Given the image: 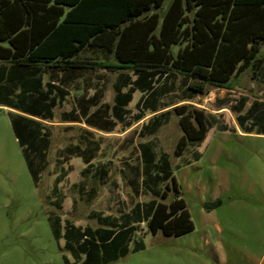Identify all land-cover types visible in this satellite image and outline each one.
<instances>
[{"label": "rangeland", "instance_id": "rangeland-1", "mask_svg": "<svg viewBox=\"0 0 264 264\" xmlns=\"http://www.w3.org/2000/svg\"><path fill=\"white\" fill-rule=\"evenodd\" d=\"M259 47L264 53V42ZM92 54L87 51L81 56L103 57ZM49 71L51 77H58L55 70ZM50 76L46 74L45 79H52ZM115 77L116 72L105 69L73 73L61 85L63 101L47 109L40 103L31 104L33 98L43 100L40 89L28 87L24 92L9 79L8 71L3 72L0 264H78L61 236L65 221L81 230L109 228L120 224L121 214H131L135 205L158 199L142 183L138 145L147 141L158 155L168 156L192 229L168 236L161 229L152 234L142 224L126 242V253L118 251L116 260L103 263L99 259L97 263L264 264L261 78L245 70L231 81L229 89L212 88L191 97L182 79L171 80V91L160 100V107H167L160 111L190 104L215 119L195 147L176 155L182 135L178 117L168 116L152 135L140 134L141 125L152 114L145 111L136 121L140 113L135 104L141 95L136 91L118 120L112 111ZM39 107L41 115H37ZM243 115L245 122L240 125L237 117ZM29 120L42 123L38 131L20 128L21 122L34 124ZM39 151L47 155L37 169ZM194 152L198 153L196 159ZM164 187L161 183L160 188ZM172 199L169 192L166 202ZM217 199L220 204L210 206ZM98 214L109 217L107 226L98 222ZM56 217L61 225L57 240L51 230ZM136 246L140 248L133 251Z\"/></svg>", "mask_w": 264, "mask_h": 264}, {"label": "trees", "instance_id": "trees-1", "mask_svg": "<svg viewBox=\"0 0 264 264\" xmlns=\"http://www.w3.org/2000/svg\"><path fill=\"white\" fill-rule=\"evenodd\" d=\"M165 1L0 0V60L16 67L40 63L66 74L96 69L116 72L112 85L116 118H123L124 107L139 91L136 121L145 111L152 114L141 125L140 134L152 135L174 114L182 131L175 146V154L180 155L204 138L215 119L189 104L160 111L167 107H160L161 98L171 91V80L177 78L184 81L190 96L208 93L212 88L229 89L230 80L246 68L264 77V54L258 53L259 44L264 42V0ZM87 51L104 58L82 57ZM30 83L29 88L40 89V79H30ZM46 87L50 93L56 91L50 84ZM42 98H33L31 104L40 103L47 109L55 106L56 97L45 92ZM41 107L37 115H41ZM245 118L238 116V124L243 125ZM32 122L31 126L21 122L20 128L38 131L42 123ZM138 150L142 183L158 199L135 205L131 214H121L120 224L109 228L81 230L65 221L61 235L59 218L51 222L53 236L56 240L63 237L78 264L116 260L118 251L127 252L126 242L142 224L152 234L161 229L168 236L192 229L183 200L178 197L179 186L168 156L162 152L158 155L148 141L140 143ZM37 154L38 169L47 153ZM193 157L198 158V153ZM169 192L173 199L166 202ZM219 204L217 199L210 206ZM108 218L98 214L101 225L107 226Z\"/></svg>", "mask_w": 264, "mask_h": 264}, {"label": "crops", "instance_id": "crops-1", "mask_svg": "<svg viewBox=\"0 0 264 264\" xmlns=\"http://www.w3.org/2000/svg\"><path fill=\"white\" fill-rule=\"evenodd\" d=\"M165 2H166L165 4H167V2H169V0H166ZM258 53L259 54H264V53L261 52L260 48H259V52ZM0 67H1L0 68V77H2L4 71H8L9 79H14L17 83H19L20 87L22 89L24 88V92H27L29 85L32 84V83H30V79H32V80L33 79L34 80L40 79V83H41L40 84V90H41V93L45 94V92H46L47 96L56 97V105H58L61 101H63V99L65 97V93L61 89V85H63L65 83V81L69 80L68 77L70 75H73V74H65V75H63V72L57 70L56 73L59 74L58 77H56V78L55 77H51L50 73H49L50 72L49 70L51 68L49 66H47V65H43V64H40V63L39 64L36 63V64H34L32 66H29V67H16V66H11L10 63L5 62L4 60H0ZM245 70H249V68H246ZM243 72H241V73H243ZM31 73H32V75L30 76ZM251 73H252V71H251ZM255 73L253 72L252 76L260 77L261 78V82L263 84L264 77L261 76V74L259 75L258 73L257 74H255ZM46 74L48 76H50L52 79H49V78H48L49 80L45 79ZM52 74H54L53 71H52ZM232 80H230V83H231ZM54 83H56V85ZM47 84H50L51 86L56 87V91L53 90V92L50 93V91H48V89L46 87ZM263 87H264V84H263ZM5 89L6 88H3V90H2L3 93L5 92ZM215 89H225V88H215ZM263 94H264V90H263ZM62 95H63V99H61ZM222 108L223 107H220L219 109H222ZM34 119L39 120L40 118L34 117ZM234 127L237 128L238 126H236L234 124Z\"/></svg>", "mask_w": 264, "mask_h": 264}]
</instances>
